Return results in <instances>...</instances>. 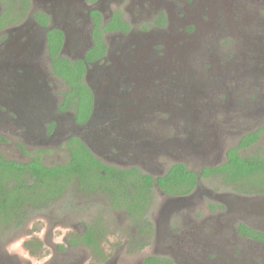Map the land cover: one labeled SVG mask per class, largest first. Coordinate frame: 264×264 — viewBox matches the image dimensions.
Returning a JSON list of instances; mask_svg holds the SVG:
<instances>
[{
    "label": "rangeland",
    "instance_id": "rangeland-1",
    "mask_svg": "<svg viewBox=\"0 0 264 264\" xmlns=\"http://www.w3.org/2000/svg\"><path fill=\"white\" fill-rule=\"evenodd\" d=\"M108 1L104 0L105 12L122 3L119 6L133 30L152 29V14L144 13L140 18L137 0H112L109 7ZM145 2L156 9L159 0ZM48 3L30 0L25 21ZM160 7L169 11L171 22L164 31L152 29L157 37L151 34L144 47L146 61L157 57L159 62V80L154 82L159 85V99H152V91L151 99L147 95L140 130L127 131L120 141L115 138V127L106 135L98 134L94 122L79 129L71 122V112L55 120L54 103L65 83L52 74L48 55L41 51L37 67L50 81V92L45 93L50 103L44 113L34 109L40 116L31 126L25 113L28 110L19 112L8 102H0V155L26 162L35 151L43 150L44 164L63 163L68 158L64 140L76 132L103 162L137 166L155 176L177 161L193 170L220 161L224 150L236 144L241 134L261 127L264 0H164ZM35 27L36 34L43 37V31ZM86 30L81 28V33ZM86 38L78 39L81 43L75 44L81 46L76 51L68 46L63 51L65 56H80ZM99 111L97 104L96 113ZM50 123L54 124L51 132ZM36 135L44 139L33 140ZM111 139L116 141H107ZM208 139L211 148L205 144ZM242 153L264 154V130ZM149 214L155 235L147 245L137 248L138 243L131 240L135 229L123 213L111 210L97 196L69 189L19 227L0 230V264H141L142 258L151 254L171 256L177 264H233L245 251L252 254L243 264H264V245L246 241L236 244L234 236L239 223L264 225V194H240L218 179L205 178L188 196H167L155 187ZM97 216L107 223L101 254L95 255L85 246L69 247L70 235L82 232ZM220 234L224 235L215 249L207 245L201 251L206 236Z\"/></svg>",
    "mask_w": 264,
    "mask_h": 264
},
{
    "label": "trees",
    "instance_id": "trees-1",
    "mask_svg": "<svg viewBox=\"0 0 264 264\" xmlns=\"http://www.w3.org/2000/svg\"><path fill=\"white\" fill-rule=\"evenodd\" d=\"M29 3L30 0H0V30L25 20ZM90 15L93 44L82 58L71 59L61 54L64 36L60 29L49 26V15L43 10L31 14L38 25L46 28V49L52 74L62 79L67 86V90L61 93L58 110H71L75 122L80 124L87 121L93 107V95L83 81V76L87 64L105 53L102 33L128 29L118 11H114L105 24H102L98 11L92 10ZM160 17L164 22V14ZM156 23L159 25V19ZM263 130L264 124L241 135L236 144L226 149L225 160L220 164L205 165L193 170L184 162L177 161L170 164L162 174L155 176L137 166L118 167L103 162L83 140L74 135L65 142L68 158L63 163L44 164L41 159L43 150L35 151L26 162L0 155V230L19 227L32 214L49 206L69 189H77L85 196L101 198L111 210L123 213L135 229L132 242L138 243L137 248H141L155 235V226L149 214L154 202L155 187L172 197L186 196L196 189L200 180L215 178L237 193L263 194L264 154L241 153V150L257 142ZM122 137L123 134L117 130L115 138L121 141ZM218 207L222 205L218 204ZM106 224L101 216H97L85 225L82 232L71 234L67 245L85 246L93 254L100 255ZM237 232L243 237L264 242L263 232L244 223L237 224ZM142 264L177 263L168 255L151 254L143 258Z\"/></svg>",
    "mask_w": 264,
    "mask_h": 264
},
{
    "label": "flooded vegetation",
    "instance_id": "flooded-vegetation-1",
    "mask_svg": "<svg viewBox=\"0 0 264 264\" xmlns=\"http://www.w3.org/2000/svg\"><path fill=\"white\" fill-rule=\"evenodd\" d=\"M48 1L47 8L42 10L50 17L49 26L56 27L63 33L64 39L61 48V54L63 55H65L63 51L68 46H70V49L76 51L81 45L75 43L80 44L81 42L77 41L82 36L87 37L86 41H83L82 55H84L86 50L93 44L91 40L93 23L90 15L92 10L99 12L102 24H105L111 18L114 11H118L120 13V19L128 25L127 31H122L120 29L104 31L102 33V42L106 45L105 53L95 61L87 64L83 81L89 86L93 95V107L87 121L83 124L76 123L74 113L71 110H58V105L62 100L61 94L57 101L58 104L54 103L55 113L57 114L54 117L55 120L59 119L60 114L71 112V122L74 126L80 129L94 122L93 127H96L98 134L107 133L108 129L112 127H115L123 135H125L127 131L130 132L136 128L140 130V124L144 121L146 113L145 106L148 101L147 95L151 99L152 91V99H159V85L154 83L156 80H159V62H157V57L151 61H146L147 57L144 47L146 41L152 37L151 34L155 33L153 30L164 31L162 29L169 26L171 22L172 17L169 11L160 7L164 0H159L157 3V7L159 8L156 7V9L151 7V2H147V5L145 2L146 0H137L140 18L144 17V13H149L148 15L152 14L151 17H153V19L149 25L153 30L151 29L149 32H145L144 30H133L131 20L126 18L122 6H119L122 3H119L118 6L115 4L114 7L117 6L116 9H109L105 12L104 0H95L93 2L88 0ZM111 3L112 0H109L107 6L109 7ZM60 12L62 13L59 14ZM161 14H164V22L160 17ZM158 19L159 25L156 23ZM51 21L53 24H51ZM34 26H37L35 28L43 31V37H39L36 34L37 29H34ZM84 27L88 28V30H86L85 33H81V28ZM0 33L3 34L0 36V102H8L13 109L19 110V112H22L24 108L28 110L27 112L25 111L28 116L27 122H29L31 126H35L36 122L39 120L37 117L40 116V113H44V111H40L38 114L36 111L34 112V109H47L50 103L49 96L47 97L45 95V93L50 92V81L43 76L42 72L37 67V59H39L42 54L41 51L47 54L46 28L38 25L37 22L30 17V19L27 21L23 20L20 25L16 27L10 26L0 30ZM154 37L157 36L154 34ZM187 53L188 51H186V54ZM76 58L81 57L77 56ZM65 90H67L66 83L65 89L62 92ZM148 90L149 93H147ZM97 104L101 111L96 113ZM105 119H107V124L105 123ZM53 127L54 124L50 123V132ZM31 134L35 135L36 133L32 132ZM72 135L82 140L80 135L74 132L70 133L65 138L64 144ZM32 139L35 141H42L44 137L36 135L32 137ZM205 144L210 148L212 146L209 139L206 140ZM226 149L222 153L221 160L214 161L212 163L213 165L220 164L225 160ZM194 191L189 195L193 194ZM162 194L164 193L162 192ZM245 225L258 231H264L263 224ZM223 235L206 236V243H204L201 251L203 252V249L208 247L207 245H212V250L215 249L218 240ZM234 236H236V244H240L241 241H246L247 243H254L257 246L264 245L263 241L241 236L237 232V226L234 227ZM238 254H241L240 250ZM251 254L252 253L247 251L243 252L241 254L242 259L237 260V262L233 264H243L244 258L247 257V259L250 260L249 256H251ZM220 257L222 256L220 255ZM227 264H231V262L227 261Z\"/></svg>",
    "mask_w": 264,
    "mask_h": 264
},
{
    "label": "water",
    "instance_id": "water-1",
    "mask_svg": "<svg viewBox=\"0 0 264 264\" xmlns=\"http://www.w3.org/2000/svg\"><path fill=\"white\" fill-rule=\"evenodd\" d=\"M80 57L82 58V57H83V55H82V54H80Z\"/></svg>",
    "mask_w": 264,
    "mask_h": 264
}]
</instances>
